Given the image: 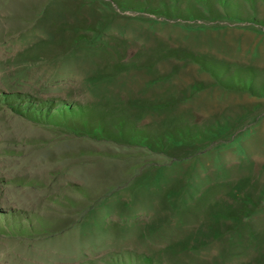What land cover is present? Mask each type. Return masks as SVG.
Listing matches in <instances>:
<instances>
[{
    "label": "rangeland",
    "instance_id": "obj_1",
    "mask_svg": "<svg viewBox=\"0 0 264 264\" xmlns=\"http://www.w3.org/2000/svg\"><path fill=\"white\" fill-rule=\"evenodd\" d=\"M0 264H264V0H0Z\"/></svg>",
    "mask_w": 264,
    "mask_h": 264
},
{
    "label": "crops",
    "instance_id": "obj_2",
    "mask_svg": "<svg viewBox=\"0 0 264 264\" xmlns=\"http://www.w3.org/2000/svg\"><path fill=\"white\" fill-rule=\"evenodd\" d=\"M205 79L207 80V78H205ZM229 95H233V94L230 93ZM234 96H238L239 99L238 100L237 99L236 100L235 99L232 100V99L228 98L229 100H227V111L236 112L238 117H241L240 116L241 114L239 112H242L243 109L247 110L246 103H244L243 105L241 104L242 96L245 99V102L247 100V96L244 95L243 93L234 94ZM195 100L196 99H193V98L189 99L188 97H181V99H179V98L177 99L176 103H178V104L180 103L181 105L179 107L184 108V109H186V111L189 112V114L186 115L188 117H201L202 116V117H207L208 118L212 114L213 115L217 114V113H215V109H214V104H215L214 99H212L211 101L209 99H207L206 103H203L201 108H200V104H198L199 107H197L196 109H195V106H196V101ZM160 102H162V101H160ZM197 102H198V100H197ZM176 103H175V107L177 108V110L172 111V114H174V115H176V112L180 110V108L178 107V105H176ZM165 112L167 113V111H165ZM220 112H222V111H220ZM168 113L170 114V111H168Z\"/></svg>",
    "mask_w": 264,
    "mask_h": 264
},
{
    "label": "trees",
    "instance_id": "obj_3",
    "mask_svg": "<svg viewBox=\"0 0 264 264\" xmlns=\"http://www.w3.org/2000/svg\"><path fill=\"white\" fill-rule=\"evenodd\" d=\"M223 9V8H222ZM191 59V61H193L194 63H197V64H200V65H202V61H200V60H198L197 58H195V57H192V58H190ZM232 135V134H231ZM231 137V136H230ZM235 138V137H234ZM233 138V139H234ZM230 139V138H229ZM232 139V140H233Z\"/></svg>",
    "mask_w": 264,
    "mask_h": 264
}]
</instances>
